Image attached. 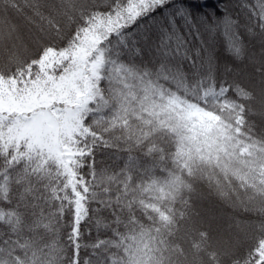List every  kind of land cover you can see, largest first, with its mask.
Returning <instances> with one entry per match:
<instances>
[{
    "label": "snow or ice",
    "instance_id": "6c2138e0",
    "mask_svg": "<svg viewBox=\"0 0 264 264\" xmlns=\"http://www.w3.org/2000/svg\"><path fill=\"white\" fill-rule=\"evenodd\" d=\"M256 7L247 0H222L218 14L194 11L185 0H60L23 7L0 0V225L8 228L0 256L5 264H101V259L109 264L102 251L107 244L99 238L110 227L103 213L113 205L123 211L141 167L133 153L155 155V143L162 145L171 133L197 143L215 119L201 106L200 122L189 121L181 130L157 111L163 108L156 104L160 85L179 84L189 60L196 76L215 81L213 57L200 48L205 36L223 37L237 56L241 27L264 42V4L259 16ZM243 13L247 21L255 17L256 25L242 24ZM19 17L36 27L27 39ZM230 91L207 87L205 97ZM237 93L247 95L242 89ZM101 149L115 151L116 159L126 152L119 174L97 166ZM113 184H122L123 192L117 187L114 195ZM112 215L119 224L121 217ZM89 225L96 229L95 239ZM260 232L235 264H264V226ZM82 250H90L87 258Z\"/></svg>",
    "mask_w": 264,
    "mask_h": 264
},
{
    "label": "trees",
    "instance_id": "16d2710c",
    "mask_svg": "<svg viewBox=\"0 0 264 264\" xmlns=\"http://www.w3.org/2000/svg\"><path fill=\"white\" fill-rule=\"evenodd\" d=\"M16 2L23 7L25 2L58 4L60 0ZM221 2L185 0L187 6L199 12L215 9ZM240 2L231 0L232 4ZM247 2L257 6L259 16V5L264 0ZM24 11L30 14V9ZM215 11L220 14L218 9ZM239 19L242 24L256 25L255 17L247 21V13ZM17 23L25 39L29 30L36 31L35 25L23 17L17 18ZM36 23L41 22L37 19ZM239 38V56L226 49L221 36L214 41L205 36L200 44L201 50L207 49L213 57L215 81L196 76L189 60L182 65L179 84L173 81L160 85L163 93L157 91L156 104H163V108L157 111L165 113L164 119L181 130L189 121L200 122L201 106L215 119L210 121L211 130L197 143L171 133L162 145L155 143V155L133 153L141 167L135 173L134 187L127 190L123 211L113 205L103 213L110 227L101 230L99 238L107 244L102 251L109 264H235L234 258L260 238L264 226V42L243 27ZM117 72L123 79L119 69ZM207 87H214L216 92L220 87L231 91L206 98ZM237 89L247 95H238ZM116 155L115 151L99 150L97 166L119 174L126 152H119L120 159ZM145 168L149 169L147 173ZM117 187L124 190L122 184H113L114 195ZM113 211L121 217L119 224L113 222ZM88 227L95 239L96 229ZM0 233V239L7 238L6 225H0ZM89 251L82 250V256L87 258ZM0 264H5L3 256ZM101 264H105L103 259Z\"/></svg>",
    "mask_w": 264,
    "mask_h": 264
}]
</instances>
